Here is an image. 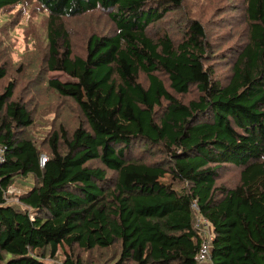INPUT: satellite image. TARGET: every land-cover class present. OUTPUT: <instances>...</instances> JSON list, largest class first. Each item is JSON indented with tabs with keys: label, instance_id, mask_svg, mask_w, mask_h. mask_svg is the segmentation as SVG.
Wrapping results in <instances>:
<instances>
[{
	"label": "trees",
	"instance_id": "obj_1",
	"mask_svg": "<svg viewBox=\"0 0 264 264\" xmlns=\"http://www.w3.org/2000/svg\"><path fill=\"white\" fill-rule=\"evenodd\" d=\"M21 1L0 0V10ZM36 1L50 13V65L72 63L62 18L101 8L116 32L89 38L76 82L49 80L81 118L65 116L45 151L24 137L35 117L24 94L13 99L15 82L0 92V264H49L60 249L65 264H197L200 218L213 233L211 264H264V0L246 1L247 39L227 82L198 20L179 42L149 36L186 0ZM229 164L238 181L220 184ZM18 179L26 189L8 195Z\"/></svg>",
	"mask_w": 264,
	"mask_h": 264
},
{
	"label": "rangeland",
	"instance_id": "obj_2",
	"mask_svg": "<svg viewBox=\"0 0 264 264\" xmlns=\"http://www.w3.org/2000/svg\"><path fill=\"white\" fill-rule=\"evenodd\" d=\"M246 1L186 0L183 9L167 15L160 23L152 25L148 29L149 36L155 39L165 34L170 35L173 41L179 42L183 31L182 25L189 23L186 22L188 19L198 20L206 29L208 39L215 43L216 76L227 82L231 77L238 49L247 39L249 21L246 16ZM49 17L50 13L36 0H22L19 4L0 10V68L6 71L5 78L0 81V92L9 82L14 81L17 89L13 99L18 98L21 93L24 94L22 96L24 102L30 104L35 117L34 127L28 129L24 137L35 141L44 151L47 149L46 145V149L43 147L44 139L65 119V116L71 117L72 123L81 118L74 103L59 97L49 88V80L76 82L74 57L86 54L89 38L94 34L110 36L116 32V26L108 12L101 8L80 16L62 18L60 23L65 26L71 40L72 63L69 67L55 62L50 65L47 38ZM140 79L147 83L143 74ZM197 97V91L192 89L184 101ZM140 155L142 154L135 157ZM239 172V168L231 164L225 165L219 170L221 177L219 183L237 182ZM171 182L169 175L161 179L163 184H172ZM26 187L27 184L18 179L16 184L9 188L8 195H20ZM65 261V251L60 249L58 256L47 262L65 264Z\"/></svg>",
	"mask_w": 264,
	"mask_h": 264
},
{
	"label": "built area",
	"instance_id": "obj_3",
	"mask_svg": "<svg viewBox=\"0 0 264 264\" xmlns=\"http://www.w3.org/2000/svg\"><path fill=\"white\" fill-rule=\"evenodd\" d=\"M5 153H6V149L4 148V146H0V165L5 161ZM48 160V157L43 154L40 157V166L44 167L46 162ZM192 207L194 209L195 212H198V207L197 204L194 202L192 204ZM202 225V227H201ZM196 227H200L203 232V234L205 235L200 249L197 253V255L195 256V260L197 262V264H211V241L213 239V233L212 229L210 228V224L206 219L200 218L196 221Z\"/></svg>",
	"mask_w": 264,
	"mask_h": 264
},
{
	"label": "clouds",
	"instance_id": "obj_4",
	"mask_svg": "<svg viewBox=\"0 0 264 264\" xmlns=\"http://www.w3.org/2000/svg\"><path fill=\"white\" fill-rule=\"evenodd\" d=\"M43 155V154H42ZM41 157V156H40Z\"/></svg>",
	"mask_w": 264,
	"mask_h": 264
}]
</instances>
